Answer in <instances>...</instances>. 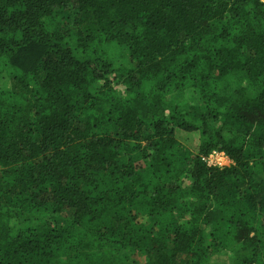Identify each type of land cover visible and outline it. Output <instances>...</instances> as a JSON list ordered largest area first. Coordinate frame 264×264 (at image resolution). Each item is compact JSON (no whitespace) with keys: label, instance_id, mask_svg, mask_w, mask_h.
Returning a JSON list of instances; mask_svg holds the SVG:
<instances>
[{"label":"trees","instance_id":"1","mask_svg":"<svg viewBox=\"0 0 264 264\" xmlns=\"http://www.w3.org/2000/svg\"><path fill=\"white\" fill-rule=\"evenodd\" d=\"M214 261L264 264V0H0V264Z\"/></svg>","mask_w":264,"mask_h":264},{"label":"rangeland","instance_id":"2","mask_svg":"<svg viewBox=\"0 0 264 264\" xmlns=\"http://www.w3.org/2000/svg\"><path fill=\"white\" fill-rule=\"evenodd\" d=\"M67 14L64 15V19L71 22V14L69 10H66ZM66 11L64 13H66ZM177 138L187 145L189 148L196 150L200 143L201 133L199 131H187V130H177ZM218 153L213 154L212 156H206V161L209 165L219 166V167H228L231 166L234 162L230 159L225 152L221 150H216ZM218 262L214 261L213 264Z\"/></svg>","mask_w":264,"mask_h":264},{"label":"built area","instance_id":"3","mask_svg":"<svg viewBox=\"0 0 264 264\" xmlns=\"http://www.w3.org/2000/svg\"><path fill=\"white\" fill-rule=\"evenodd\" d=\"M218 152L217 151H213L209 156H212L213 154H217ZM205 160H206V157H205Z\"/></svg>","mask_w":264,"mask_h":264}]
</instances>
